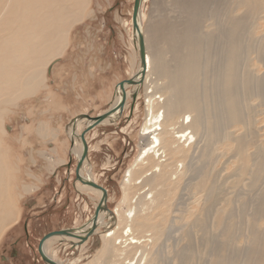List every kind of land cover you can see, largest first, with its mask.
Returning a JSON list of instances; mask_svg holds the SVG:
<instances>
[{"label":"bare ground","instance_id":"bare-ground-1","mask_svg":"<svg viewBox=\"0 0 264 264\" xmlns=\"http://www.w3.org/2000/svg\"><path fill=\"white\" fill-rule=\"evenodd\" d=\"M145 1L141 0L138 12V26L143 33L145 44L146 70L143 84L140 86L124 84L126 101L123 109L115 111L100 124H117L124 109L129 105L128 99L131 94L138 92L134 97L137 99L141 95L139 90L144 86L142 94L145 98V115L141 127V136L145 137L146 142L142 144L135 161L125 171L121 187L123 190L122 198L114 209H110L114 214L113 220L106 223L103 215L100 216L104 212L111 215L108 208L106 211H99L93 233L101 225L104 231L102 234L100 233V239H104L105 242L99 243L100 253L91 259L89 258L90 260H87L85 264H201L200 261L207 257L210 259L205 260L206 264H227L228 260L235 264H246L237 261L230 255L228 257L229 250L240 252L241 249L244 251L242 257L248 259L247 264H264V227L256 221L262 210V201L255 204L251 200L249 204H244L243 208L247 210V218L242 216L240 212L237 213L238 210L230 208L233 205L239 206L232 203L230 198H223L217 204L214 210V215L217 214V216L208 223L210 230L202 231L198 241L196 240L201 247H205V245L209 247L214 245V242L223 241L222 247L212 252H198L192 246L180 245L184 239L193 236L197 227L196 221L203 211V207L199 211L198 206L191 203L195 200L196 195L192 193L186 200L183 199L186 202V207L181 212L178 210L181 207V194L178 193L181 180L185 181L181 187V190H184L186 184L195 179L194 169L198 166L196 162L199 152L197 156L196 153L200 149L199 145H207L209 142H215L220 138L226 144L231 142L235 147L243 146L252 137L248 130L253 128L251 123L254 120L244 121L243 132L240 134H235L229 130L213 134L214 130L211 124L216 121L214 118L217 111H221V115L226 119L225 122L230 128L239 118L237 95L234 92L236 77L233 71L238 65L240 56L249 50L250 46L241 43V38L237 36V33L244 27V22L237 19V14H239L237 10L241 6L257 8V4L258 6L260 4L259 0H223L215 19H219L223 27H218L214 21L199 23L201 31L198 36H195V31H192L190 27L185 28L186 32L183 31L182 36L168 27L169 29H167L170 31L166 30L168 34H164L169 35L170 43L179 51L178 54H173V59H171L174 62L175 60L181 61L177 74L174 73L173 69L168 70V72L166 70L157 73L152 71L154 63L161 64L162 59L164 61L166 59L161 57V54L153 57L151 53L154 54V49L152 52L149 51L146 31L142 27ZM33 2L35 7L31 13L34 17L31 18V6L19 5L16 0H0V240L6 231L18 222L21 215V208L12 200L13 189L11 187L17 171L14 170L12 160L8 157V149L11 145L7 142L8 133L4 127L5 121L11 113L14 111L16 113L14 106L19 100H25L34 95L35 85L46 89L48 100H55V93H52L47 83L48 68L53 61L51 56L61 53L65 44L68 46L70 32L74 24L85 17L90 10L91 0H33ZM234 2L235 7L232 9ZM174 4L182 6L181 2L178 1H174ZM84 8L87 11L82 14ZM89 12L91 13V10ZM128 23L123 22V25L126 24L125 26H127ZM129 25L131 29L130 34L128 33L129 48L135 52L136 57H133L135 59L132 63L133 69L128 78L140 70L139 45L135 34L131 33L132 24L129 23ZM159 35L161 36V32ZM221 35L226 37V46L223 49L225 58L220 67L223 76L218 86L212 88L214 92L218 93V97H213L212 100H196L199 92L195 85L198 84L199 71L202 69L203 74H205L210 65L208 58L200 56L202 47L204 46L208 52L211 44L216 42ZM170 48L172 49V47ZM172 50L175 51V49ZM138 77L135 79L137 80ZM252 78L256 83L255 97L258 100L264 99V75L260 78L258 74H253ZM241 87L244 90L249 89V76L246 75L241 79ZM201 95L208 97L209 93L203 89ZM119 99L120 93L116 88L111 107H114ZM137 106L138 103L135 102L133 105L130 104L129 108L136 109ZM54 108L55 106L52 107V109ZM62 109L67 110V107ZM87 114L83 112L73 116L65 129L44 130L45 126L39 123L36 134L40 139L45 140L50 133L52 136L50 141L58 143V140H61V138L59 139L61 132H67L66 140L62 139L58 146L62 149L65 147L63 146L64 142L71 140L70 153L77 160L83 147L79 134L85 124H90V120L84 117ZM27 127L24 128L25 131ZM197 134L201 135V139L196 142L197 150H194L195 144L193 143ZM86 137L85 134V142ZM86 145H88L87 142ZM87 147L88 150L91 149L90 145ZM51 149L53 153L59 152L56 146H52ZM254 155H260L259 157L264 158V146L257 147ZM241 156L243 157V155L237 154L236 159ZM86 157H88V152ZM219 157V154H210L212 162H217ZM49 161L52 163L51 170L55 168L56 163H63L64 159ZM243 162L242 159L240 172L245 169ZM257 164V161H252V171ZM79 174L82 178L97 183L92 172L84 169L83 163L79 169ZM76 181L78 180L76 179ZM80 183L77 182L75 186L80 187L82 184L84 187L90 188L87 191L96 197V206L102 192L90 185ZM23 188L24 190H34L36 186L34 183ZM207 188H210L212 193V186ZM107 201L108 192L106 206ZM244 202L246 203V201ZM243 208L240 210L242 211ZM184 215L190 217L189 223H182ZM92 216L93 212L84 222V228L82 227L84 225L77 226L78 232H82L91 226ZM224 216L228 217L225 218ZM229 218H237L236 221L238 222L236 224L238 237L235 239L237 240L235 247L226 245L227 234L233 225ZM158 219L160 221H157ZM176 223L179 226L176 227V231L173 230L174 236L177 232L176 238L173 239L172 233L169 237L167 231L172 227L170 224L177 225ZM89 237L84 242H79L80 244L75 243L73 248L76 250L83 249ZM259 237L261 238L260 242L258 241ZM58 240L59 242L60 240H69L70 245L67 243L69 246L72 242H76L74 240L78 241L72 237L52 236L46 239L43 244L46 255L59 264H76L77 257L65 262L61 260L62 258H58L59 253L56 249L59 247L56 246V249H53L52 246ZM171 240L173 241L171 242ZM236 247L243 248L238 250ZM158 248L161 250L158 251ZM192 250L194 253L190 254L189 251ZM248 254H253L254 257L258 258L249 259L246 256Z\"/></svg>","mask_w":264,"mask_h":264},{"label":"rangeland","instance_id":"rangeland-1","mask_svg":"<svg viewBox=\"0 0 264 264\" xmlns=\"http://www.w3.org/2000/svg\"><path fill=\"white\" fill-rule=\"evenodd\" d=\"M91 1L95 2L100 0ZM110 1L114 2L112 6L115 5L118 9H124V15L121 21L122 25L123 22L131 23L130 11H132L133 0ZM174 1L181 2L182 6L175 5ZM222 1L223 0H146L143 4L144 18L142 27L144 31H146L149 51L152 52L154 49V54L151 53L153 57H157L161 54V57H165L166 59V61L162 59L161 64L158 62L154 63L152 71L157 73L166 70L168 72V70L173 69L174 73L177 74L181 61L175 60V62H177L175 63L172 59L173 54L176 55L179 51L170 43L171 40L169 39V35L167 36V32L173 29L178 35L182 36L183 33L186 32L185 28L190 27L192 31H195V36H198L201 31L199 23H208L210 21H214L218 27L222 28L223 25L219 19L215 20ZM16 2L19 5L31 6L30 16L31 18L34 17L31 13L35 7L33 0H16ZM259 3V6L257 4V8L241 6L237 10L239 12V14H237V19L244 22L243 30L239 31L237 36L241 38V43L250 46V49L240 56L238 65L235 71H233L236 77L234 92L237 95L239 118L230 128L225 122L226 119L221 115V111H217L214 118L216 121H213L211 124L214 130L213 134L224 130L240 134L243 132V122L254 120L251 123L253 128L248 130L252 137L243 146L235 147L231 142L226 144L220 138L215 140V142H209L207 145H199L200 149L196 153L197 156L199 152V157H197L196 162L198 166L194 169L195 179L188 182L184 190H181V187L185 184V181L181 180L180 189L178 191L179 195L181 194V207L178 209L180 212L186 207V202L184 200L191 196L192 193H194L196 197L191 203L196 204L199 211L203 207L202 214L196 221L197 227L195 228V233H193V236L184 239L180 244L184 247L187 245L192 246L198 252L216 251L223 245V241L218 243L214 242V245L209 247L206 245L205 247H201L200 243H197L202 231L207 232L210 230L208 223L216 218L217 214L214 215L215 207L223 198H230L232 203L239 205L237 207L233 205L230 208H232V210H238L237 213L240 212L245 218H247V210L243 208L244 204H249L251 200H253L255 204H258V201H262V210L259 216H257L256 221L261 223L263 225L262 227H264V158L259 157L260 155H254L257 147L264 146V99L261 98L258 100V98L255 97L256 83L254 78H252L253 74H258L260 78L264 75V0H259ZM234 7L235 2L232 5V9H234ZM79 9H81V7H79ZM91 9L92 7L90 10ZM113 9L114 6L112 10ZM90 10L86 13V18L87 15L90 14ZM86 11L87 9H82V14ZM107 15L108 12H105L104 15L99 16H104L105 18ZM83 19L84 17L74 24L72 32L81 31L83 29L81 25L90 21L84 19L83 23L79 25ZM106 19L111 20V15ZM129 23L127 26H125L126 24L123 26L126 29L128 39L127 49L132 57L135 58V52L129 48V34L131 31ZM76 25L77 27L75 28ZM168 27L170 30H168ZM160 32L161 36L159 35ZM164 33L167 34L165 35ZM161 37H165L166 39H162ZM85 42V40H80L79 44H85ZM225 46L226 37L221 35L216 42L214 41L211 44L208 52H206L204 46L202 47L200 56L208 58L210 65L205 74H203L202 69L199 71L200 76L198 78V84L195 85L199 92L196 100H212L213 97H218V93L214 92L212 88L218 86L223 76L220 67L225 58V53L223 51ZM170 47L175 49V51ZM66 48L67 44L63 47V51H65ZM79 48L85 47L79 46ZM63 51L51 56V60L53 61L48 68L47 83L52 93L57 95V97L55 96V100H48L46 89L42 86L35 85L34 95L25 100H19L17 105L14 106L16 113L15 111L13 112L14 114L11 113L4 124L5 130L8 133L7 142L11 145L8 149V157L12 160V165L15 168L14 170L17 171L13 186L11 187V189H13L12 200L21 208V215L18 222L10 227L0 240V264H45L36 250L39 239L45 233L52 230L83 225L86 219L90 217L95 207L96 197L87 191L90 188L84 187L81 183L80 187L75 186L77 182H80L79 180L75 182L74 178V164L76 158L69 152L67 154L69 155L68 162L64 159L62 163H67V165H63L61 168L55 170L53 168L49 173L48 167L52 166L49 160L55 161L51 153H48V141L49 143L52 142L50 141L52 136L49 133L45 140H42L36 134L39 123L45 126L44 130L48 129L50 131L56 128L63 129L60 120L54 119L52 124L49 119L46 118L45 114L48 110L55 111L57 109H62L58 107L60 102L68 109L69 105L64 104L61 100H67L70 103H72V100H75L74 92L70 87L66 94L63 93L61 96L52 84L53 65L59 60L58 58L63 56ZM246 75L249 76L248 90H244L241 87V79ZM143 87L139 90L141 95L137 99L132 97L133 93L128 99L129 105H133L135 102L138 103L136 109L132 107V110L128 105V107L124 109L125 111L120 116L117 124H99L88 131V134L86 133L88 137V140L86 137V142L91 146V149L88 150V157H86V160L83 162L84 169L91 171L97 183L102 185L108 192L107 208L109 210L114 209L122 198L123 190L121 187L125 171L135 161L142 144L146 142L145 137L141 136V127L145 115V98L142 94ZM203 89L208 91V97H203L201 95ZM89 91L84 92L85 96L89 97ZM137 93L138 92H136V94ZM58 98L60 100H58ZM113 101L114 99L109 108H111ZM42 103L44 104L42 105ZM202 105H204L203 102ZM54 106L55 108L52 109ZM100 113L101 112L98 114ZM88 114L91 115V113ZM74 115L75 114L72 113H64L61 121L63 124L65 123V126H68ZM57 122H59V125L54 124ZM26 126L28 127L25 131L24 128H26ZM65 128L66 127H64V129ZM83 128H85V126L82 127V130ZM122 128L125 129L123 130ZM64 133L65 135L62 137H67V132ZM198 139H201V135L199 134L195 136V141L193 143L195 144L193 147L194 150H197L196 142ZM61 141L62 138L58 141V145H60ZM69 142L66 141L63 144V146H67L68 151H70L69 145L70 147L72 146L71 140ZM67 149H65L64 154ZM50 151H52V149H50ZM57 153L58 152L55 154ZM212 153L219 154L220 157L217 162L211 161L210 154ZM237 154H241L243 157L241 156L236 159ZM229 159L230 161L228 162ZM242 159L244 160L243 164L245 165V169L240 172ZM252 161L258 162V164L253 167V171L251 170ZM55 172H57L58 176L55 175ZM40 173L43 174L44 184L42 185L36 183V181H43L41 180ZM32 182L35 183L36 188L34 190H24L23 187L34 184ZM210 185L212 186V193L210 192V188H207ZM43 195L45 198H43ZM244 201H246V203ZM123 208L125 209V207ZM242 208L243 210L241 211L240 209ZM101 215H103V219L106 223H109L114 218L112 211L111 215L106 214V212L100 214V216ZM183 217L182 223L190 222L189 216L184 215ZM224 217L227 218L228 216ZM229 219L233 225L227 234L226 245L229 244L231 247H235L237 245V240L235 239L238 237V230L236 227L238 222L236 221L237 218ZM157 221H160V219ZM176 224L177 225L170 224L172 227L167 231V235L169 237L173 236V239H175L177 235L176 232L174 236L173 230L179 226L178 223ZM102 231H104V228L100 225L96 232L94 231L89 237V242L87 241L88 243L85 244L84 248L80 249L81 251L69 246V240H60V242L62 241L64 243L65 247L56 249L53 246V249H56L59 253L58 258H62L61 260L63 262L77 257L78 261L76 264H85L87 260H90L93 256L100 253L101 248L99 247V243L105 242L104 239H100ZM214 232L216 233V230H214ZM172 241L173 240H171V242ZM258 241H261L260 237ZM99 248L100 250H98ZM241 248L243 247H236L238 250ZM160 250L161 248H158V251ZM235 251L229 250L228 257L231 256L237 261L247 264L248 259L242 257L244 256V254H242L244 251L242 249L240 250L241 253ZM189 253H194V250L189 251ZM246 256H248L249 259L258 258L254 257L253 254H248ZM209 259V257L204 260L202 259L200 263L206 264L205 260ZM230 263L235 264L228 260L227 264Z\"/></svg>","mask_w":264,"mask_h":264},{"label":"crops","instance_id":"crops-1","mask_svg":"<svg viewBox=\"0 0 264 264\" xmlns=\"http://www.w3.org/2000/svg\"><path fill=\"white\" fill-rule=\"evenodd\" d=\"M112 3L114 2L110 0L91 1L89 7H92V12L87 15V18L84 17V19L86 18L90 21L81 25L84 21L83 19L79 24L83 29L79 32H72L71 30L69 44L63 56L54 63V71L52 72L54 88L62 96L63 93L66 94L70 87L74 92L75 100H72V103L67 100H61L64 104L69 105L67 110H48L45 115L51 123L54 119L60 120L64 128L66 127L65 123L63 124L61 121L64 113L76 115L88 112L95 116L99 112L105 111L110 107L114 99L117 82L131 75L134 58L127 49L126 29L121 22L124 9H118L117 6L113 5L114 9L112 10ZM105 12H108L105 18L104 16H99L104 15ZM110 15L111 20L106 19ZM80 40H85V44L80 45ZM79 46L85 48H79ZM85 91H89V97L85 96ZM55 96L57 97L56 94ZM58 100L60 99L58 98ZM58 107L64 108L66 106L60 102ZM64 135L65 133L62 131L60 138L66 139V137H62ZM51 143L48 141V153H51L53 160L62 158L68 162L69 155L67 154L70 151H68L67 146L61 149L58 146L59 142L56 143L54 141ZM51 145L58 147V154L50 151ZM64 149H67L65 154ZM55 165L54 170L67 165V163H56ZM48 172H51L50 167H48ZM55 175L58 176L57 172H55ZM40 177L43 180L42 173H40ZM36 183L42 185L44 180L36 181ZM43 198H45L44 195ZM52 246L62 248L64 243L58 240Z\"/></svg>","mask_w":264,"mask_h":264},{"label":"water","instance_id":"water-1","mask_svg":"<svg viewBox=\"0 0 264 264\" xmlns=\"http://www.w3.org/2000/svg\"><path fill=\"white\" fill-rule=\"evenodd\" d=\"M140 2H141V0H133L132 12H131L132 33L135 34L136 39L138 41V45H139L138 55H139V61H140V70L138 72H136L130 78H125V79H123L117 83L116 88L118 89V92L120 93V99L114 107L108 108L105 112L98 114V115H95V116H92L90 114H87L84 116L90 120V124H87V125L85 124V128H83V130L79 134L80 135L79 137L81 138L82 143H83V147H82V152H81L79 159H77L75 162L74 178H75V180L77 179L81 183L86 184V185H90L91 187L96 188L102 192L101 197H100L97 205L95 206V208L93 210V216L91 217V222H92L91 226L88 229L83 230L82 232H78L79 230L77 229V227L71 226V227H66V228H62V229L52 230V231L45 233L39 239V241L37 243V249H36L38 255L41 257V260L45 264H59V263L55 262L54 260H52L50 257H48L46 255V253L44 252L43 244L46 241V239H48L52 236H64V238L65 237H72V238L78 239V241L74 240L76 242L71 243V247H74L75 243L80 244V243L84 242L88 236H91L93 234V230L96 227L95 221H96V218L99 214V211L100 210H103V211L107 210V206H106L107 192H106V189L104 187H102L101 185L93 182V181L82 178L79 174V169L82 166L83 160L85 159L87 152H88V147L86 145L84 135L88 131H90L93 127L99 125L104 119L108 118L115 111L123 109L125 101H126V92L124 90V84L135 85V86H140L143 84L144 73L146 70V61H145V44H144L143 33L138 26V12L140 9ZM136 77H138L137 80L135 79ZM135 95H136V92H134L132 94V97H135ZM80 116H82V115H80ZM82 227L84 228L85 225Z\"/></svg>","mask_w":264,"mask_h":264},{"label":"flooded vegetation","instance_id":"flooded-vegetation-1","mask_svg":"<svg viewBox=\"0 0 264 264\" xmlns=\"http://www.w3.org/2000/svg\"><path fill=\"white\" fill-rule=\"evenodd\" d=\"M87 113V112H86Z\"/></svg>","mask_w":264,"mask_h":264}]
</instances>
